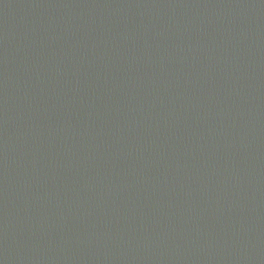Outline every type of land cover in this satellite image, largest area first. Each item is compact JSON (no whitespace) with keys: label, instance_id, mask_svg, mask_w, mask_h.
Returning <instances> with one entry per match:
<instances>
[{"label":"water","instance_id":"water-1","mask_svg":"<svg viewBox=\"0 0 264 264\" xmlns=\"http://www.w3.org/2000/svg\"><path fill=\"white\" fill-rule=\"evenodd\" d=\"M0 264H264V0H0Z\"/></svg>","mask_w":264,"mask_h":264}]
</instances>
